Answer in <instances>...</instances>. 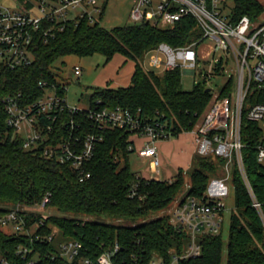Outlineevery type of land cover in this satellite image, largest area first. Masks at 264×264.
Masks as SVG:
<instances>
[{"label": "trees", "instance_id": "obj_1", "mask_svg": "<svg viewBox=\"0 0 264 264\" xmlns=\"http://www.w3.org/2000/svg\"><path fill=\"white\" fill-rule=\"evenodd\" d=\"M17 1L27 5V0ZM232 3L235 21L244 16L254 20L264 14V5L259 0H232ZM100 22H71L63 30L55 29V35L49 37L38 32L33 45L32 65L2 73L0 219L19 209L25 223L22 232H10L0 224V261L5 260L9 264H72L60 256V246L58 248L54 244L57 234L67 241L81 242L84 247L81 257L92 259L119 245L114 264H134L135 255L140 264H147L154 254L168 261L172 252L181 254L187 246L189 236L171 225L168 213L136 225L91 219L104 217L116 222L135 223L152 214L168 212L186 186L182 170L171 180L147 179L134 173L127 160L128 154L134 152L129 150L133 143L130 131L108 129L103 132V140L97 144L94 156L87 164L86 170L91 177L80 182L70 166L47 159L38 149L25 150L22 136L7 126L2 98L21 93L26 102L31 103L44 93L39 88L40 82L56 87L65 96L64 88L57 84L56 62L69 56L87 58L97 54L105 58V64L116 55H122L135 62L136 68L129 87L94 88L90 104L101 100L110 108L140 111L146 120L167 122L174 138L192 132L198 126L212 106V91L207 92L208 88L202 84L185 91L181 69L157 75L147 71L142 63L161 44L183 48L199 41L202 32L196 22L185 18L167 28L142 24L112 30L103 28ZM215 71L219 74L221 64ZM233 87L232 82L228 83L217 99L230 97ZM258 102H264V91L252 86L242 112L241 136L249 182L257 199L264 204V164L258 161L257 156V148L264 142V135L260 124L247 118L251 106ZM75 117L82 119L88 130H93L92 123L85 117ZM122 158L125 165L121 167ZM224 163L223 159L214 156L195 154L189 190L183 199H202L211 179L223 174ZM233 176L236 210L231 216L227 264H264V227L236 169ZM46 198H49L46 209L51 208L56 214H49L43 225L38 226L43 216L31 209L42 205ZM201 245L199 258L180 264H222V233L203 237ZM21 249L27 253L20 254ZM73 264H78V261Z\"/></svg>", "mask_w": 264, "mask_h": 264}, {"label": "built area", "instance_id": "obj_2", "mask_svg": "<svg viewBox=\"0 0 264 264\" xmlns=\"http://www.w3.org/2000/svg\"><path fill=\"white\" fill-rule=\"evenodd\" d=\"M15 1L20 10L0 5V78L3 72L32 65L33 45L38 32L49 37L55 35V29L63 30L71 22L88 20L94 24L102 21L112 0H27L28 7ZM229 2L232 0H135L130 12L132 25L150 24L167 28L191 18L202 32V38L189 47L172 48L161 44L154 51L157 55L151 59L153 68L165 67L166 71L181 69L195 73L199 64L198 50L207 40L214 41L216 49L232 55L237 64L235 111L231 108L230 97L217 100L206 114L203 124L189 132L195 138L196 155L224 160L223 175L211 179L202 199L182 198L169 208L171 225L189 236L184 252H172L168 261L154 254L147 264H180L199 258L202 255L201 239L222 233L227 209L225 200L230 196L227 182L233 176L232 169L239 172L264 227V204L257 199L249 182L241 136L242 112L251 87L256 86L264 91V25L252 30L249 17L235 21L233 5H229ZM222 63L223 60L218 65L222 66ZM75 75L78 79L82 75V69L78 66L75 67ZM212 76L213 70L207 80H211ZM39 88L44 93L31 103L26 102V97L21 93L1 99L7 115V126L20 135L27 130L25 137L21 135L25 150L38 149L47 159L70 166L80 182H84L91 177L86 170L87 164L92 160L97 144L103 140V132L126 129L133 134L129 150L138 152L141 157L151 158L153 171L160 173L161 159L156 145L174 138L167 122L149 121L142 118L140 111L110 108L103 105L101 100L92 104L88 102L87 108L71 107L66 95L59 93L56 87L40 82ZM47 91H52L53 95L47 96ZM63 91L66 92V88ZM77 115L91 122L93 130H88L82 119L75 117ZM247 118L264 126V102L251 106ZM135 138L142 141L141 145L137 146ZM257 156L258 161L264 164V142L258 146ZM48 203L49 198H46L36 208L43 216L38 226L43 225V220L49 216L44 213ZM20 211L17 209L0 219V224L4 228L12 227L14 231L22 232L25 222ZM83 249L81 242L67 241L60 245L59 254L72 264L75 261L78 264H114L113 259L120 250L116 245L111 251L92 259L81 257ZM19 253L26 254L27 250L21 249ZM133 260L134 264H140L136 255ZM0 264L9 263L1 260Z\"/></svg>", "mask_w": 264, "mask_h": 264}, {"label": "rangeland", "instance_id": "obj_3", "mask_svg": "<svg viewBox=\"0 0 264 264\" xmlns=\"http://www.w3.org/2000/svg\"><path fill=\"white\" fill-rule=\"evenodd\" d=\"M135 0H112L109 7L106 10V13L103 17V21H101V26L107 30H112L116 27H125L132 25V21L130 19V12L133 7ZM264 2V0H262ZM0 5L10 8L12 10H20L18 3L15 0H0ZM229 5H233L232 2H229ZM264 25V14L258 18L251 21V28H259L260 26ZM215 52V53H214ZM199 64L197 66L195 73H187L182 71V87L185 91H191L195 86L202 84L206 85V87L212 90L213 100L212 105L217 102V97L221 94L223 88L230 82L234 84L233 92L230 96L231 98V108L232 110L236 107V81H237V64L235 58L230 55L226 54L223 50L216 49V43L212 40H207L201 44L199 50ZM157 55L156 52L149 53L143 59V66L147 71L154 72L157 75H162L166 69L165 67L161 69H156L151 67V59L153 56ZM160 55V54H159ZM163 59L165 56L161 54ZM121 56H116L108 64H105V58L102 55H94L92 57L87 58H79L76 56H69L58 60L55 64V74L57 84L62 87L66 88V99L67 103L71 107L78 106L80 108H87L88 102L90 97L93 94L94 88H104L101 86L100 79H103L105 76H110L117 74L116 67L119 66V62L121 60ZM223 60L221 71L219 74L213 69L215 68L220 61ZM129 64L126 65H130ZM78 66L82 69V75L78 77L75 75V67ZM122 66V65H121ZM116 70V71H115ZM119 70V67H118ZM213 76L211 80H207V76L212 72ZM99 81V83H98ZM119 88V87H116ZM48 95H53L52 91H47ZM235 111V110H234ZM209 112V110H208ZM206 115H204L201 120L199 121L198 126L194 129L197 130L199 126H201L204 122ZM263 135H264V126L260 124ZM26 129V128H25ZM23 137L27 135V130H23L21 133ZM190 135V136H186ZM181 138H186L187 140L189 137H192L191 134H182ZM177 138L168 141H161L157 145L159 154L161 157V165L159 167L161 174L158 175L152 169V159L141 157L138 152H131L128 154L127 160L128 163L133 170L134 173L138 174L139 176L149 178V179H157V180H167L168 177H175L180 170L185 173V181L186 186L180 195L176 198V200H181L184 198L189 190V184L191 180V173L193 170V161L184 168H178L173 163V159L175 157L171 155L169 151L167 154L163 152V148L161 145L164 143L170 144L174 143ZM264 138V136H263ZM139 139V138H138ZM137 146L141 145V140H137L135 138ZM163 152V153H162ZM125 165V159H121L120 166ZM234 170V169H232ZM232 173V172H231ZM222 174V173H221ZM223 175V174H222ZM220 175V176H222ZM233 175V174H232ZM227 185L230 190V196L225 200L227 209L224 214V223L222 228V237H223V254H222V264H227V254H228V242H229V232H230V224H231V216L233 212L236 210V196H235V187L233 183V176L227 182ZM175 202L172 204V206ZM38 209L32 208L31 211H36ZM38 212V211H36ZM45 214H56V211L47 208L44 211ZM168 212H160L155 213L147 217L146 219H142L140 221H136L135 223L130 221H120L116 222L113 219L99 217V218H91L92 220H99L106 223H115V224H122V225H136L141 224L144 221H152L156 218H160L166 216ZM8 231H14L12 227L7 229ZM57 232V230H55ZM65 239L61 234H57L55 237L54 244L59 248L61 243L66 242Z\"/></svg>", "mask_w": 264, "mask_h": 264}, {"label": "crops", "instance_id": "obj_4", "mask_svg": "<svg viewBox=\"0 0 264 264\" xmlns=\"http://www.w3.org/2000/svg\"><path fill=\"white\" fill-rule=\"evenodd\" d=\"M259 1L264 5V2L262 0H259ZM116 56H121L120 57L121 60L118 64L119 66L116 67L117 74L105 76L103 79H100L101 86H104V88H107V87L114 88V89H117L116 87L125 88V87H129L132 82V78H133L135 68H136V63L131 60H128L126 57L122 55H116ZM115 57L113 59H115ZM129 62H131V64L126 65V64H129ZM118 67H119V70H118ZM185 134H191L192 137H189V139L187 140L186 138H181L180 136L182 135H180L179 138L174 141V143L167 144L163 142V144L161 145V148H163V152H166L164 154H167L169 151L170 152L172 151L171 152L172 158L173 156L175 157V159H173V163L178 168H184L187 165H189L193 161V158L196 152L195 138H194L193 133L187 132ZM186 136H190V135H186ZM158 144L159 143H157V145ZM160 174H161V171L158 175ZM173 178L174 177H168L167 180H171Z\"/></svg>", "mask_w": 264, "mask_h": 264}, {"label": "water", "instance_id": "obj_5", "mask_svg": "<svg viewBox=\"0 0 264 264\" xmlns=\"http://www.w3.org/2000/svg\"><path fill=\"white\" fill-rule=\"evenodd\" d=\"M212 90L208 89L207 92H211Z\"/></svg>", "mask_w": 264, "mask_h": 264}]
</instances>
